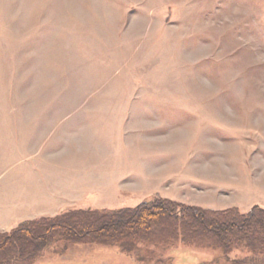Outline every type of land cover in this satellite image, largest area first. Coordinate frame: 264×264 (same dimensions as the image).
Instances as JSON below:
<instances>
[{"label":"rangeland","instance_id":"1","mask_svg":"<svg viewBox=\"0 0 264 264\" xmlns=\"http://www.w3.org/2000/svg\"><path fill=\"white\" fill-rule=\"evenodd\" d=\"M45 159L81 181L12 228L154 197L222 210L202 207L207 182L220 205L264 208V0H0V195ZM229 256L57 236L30 264H264Z\"/></svg>","mask_w":264,"mask_h":264},{"label":"trees","instance_id":"2","mask_svg":"<svg viewBox=\"0 0 264 264\" xmlns=\"http://www.w3.org/2000/svg\"><path fill=\"white\" fill-rule=\"evenodd\" d=\"M73 242L140 240L264 254V208L208 210L154 197L135 206L71 209L0 232V264H30L55 237Z\"/></svg>","mask_w":264,"mask_h":264},{"label":"crops","instance_id":"3","mask_svg":"<svg viewBox=\"0 0 264 264\" xmlns=\"http://www.w3.org/2000/svg\"><path fill=\"white\" fill-rule=\"evenodd\" d=\"M3 143V141H2ZM47 160V161H46ZM49 159H45V161H42L40 164V167H42L44 169V173H47V176L44 177L42 176H38L37 178H27L24 177L23 179V184H26L28 182V184H32L33 187L30 188L27 191L26 185H24L23 187L19 188V191L16 192H4L2 193V195H0V232H4V231H9L12 228V224L11 222L14 224L16 223L17 219L13 220L12 217L13 216H30L31 217H36L40 214L41 210L43 208H45L46 206V201L44 199H46V195H50L52 198H54V200H56V202H61L60 205L57 207L56 212H59L60 207L66 203H64L63 201H69V196H67L65 193H68L66 189L68 186V184L70 182H73V180L77 183H79V179H73V166L70 167H56L53 170L52 164L50 163ZM72 164V163H71ZM86 164V163H85ZM55 165V164H53ZM45 167L48 170H45ZM51 167V168H50ZM83 167V166H81ZM50 168V170H49ZM38 169V168H37ZM78 170V169H75ZM82 171L85 172H79L77 173L79 178H81L83 176V174H85L86 172H88L87 166L86 169L82 168ZM48 181V182H47ZM56 181V182H55ZM83 181V180H82ZM51 182V183H50ZM56 184L59 185L61 184L62 187L61 188H55L52 185ZM64 183L66 185H64ZM213 183V184H212ZM45 184L46 188H42L41 187ZM176 184V183H175ZM181 183H179L178 185V189L182 188L183 186L180 185ZM205 184V191L210 193L207 196H204V198L209 199L210 204L206 205L203 204L202 207L205 208H213V209H223V208H227V207H232V206H238L241 210L244 211V209L242 208L241 205L236 204V203H228L225 206L224 205H220L219 204V200H221V197H219V191H220V186L219 182H207V183H203ZM50 185V186H49ZM49 186V187H48ZM66 186V188L64 187ZM232 186V185H231ZM192 187V186H191ZM220 187V188H219ZM184 188V187H183ZM190 188V187H189ZM232 189H236V187L233 185L232 187H230ZM166 191V190H165ZM165 198H173L171 195L169 196H164ZM206 202V203H207ZM52 203H50L51 205ZM216 206H213V205ZM222 204V203H221ZM252 207V205H250L249 207L246 208V211L249 210ZM7 217V218H6ZM10 217V218H9ZM3 222H6V225L3 226Z\"/></svg>","mask_w":264,"mask_h":264}]
</instances>
